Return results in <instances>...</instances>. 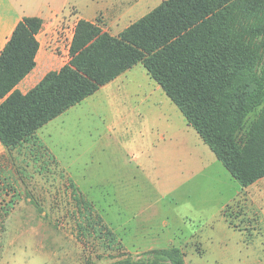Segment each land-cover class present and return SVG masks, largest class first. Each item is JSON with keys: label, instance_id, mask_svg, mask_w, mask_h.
I'll use <instances>...</instances> for the list:
<instances>
[{"label": "trees", "instance_id": "obj_1", "mask_svg": "<svg viewBox=\"0 0 264 264\" xmlns=\"http://www.w3.org/2000/svg\"><path fill=\"white\" fill-rule=\"evenodd\" d=\"M41 27L39 18H23L0 54V143L9 158L41 150L56 174L63 173L37 131L141 65L241 188L264 177V68L258 61L264 0H165L117 36L81 20L68 63L21 94L15 88L35 68ZM16 170L23 175V168ZM77 206V215L94 211L89 203ZM83 219L90 226L92 217ZM111 264L187 263L180 249L169 247L146 262L127 257Z\"/></svg>", "mask_w": 264, "mask_h": 264}, {"label": "rangeland", "instance_id": "obj_2", "mask_svg": "<svg viewBox=\"0 0 264 264\" xmlns=\"http://www.w3.org/2000/svg\"><path fill=\"white\" fill-rule=\"evenodd\" d=\"M163 1L165 0H152L148 9ZM261 8L262 6L256 7L255 11L261 12ZM258 57L259 68H264L262 49ZM138 68L143 71L141 65ZM137 75L132 87L148 89L141 75ZM152 84L157 87L155 83ZM91 104L93 129L85 130L84 126H81V123H84V111L74 114L72 122L78 124V128L72 132V154H67L65 158L76 161L75 164L70 163L74 173H81L86 169L96 173L91 195L97 200L95 203L99 210L96 207L93 208V213L87 209L81 210L78 224L75 222V226L73 217H76L78 212L73 210L75 206H70L67 198L66 202L62 201L60 205L52 202L55 198L53 186L63 184L52 178V173H57L53 163L40 155L41 150L37 156L30 152L34 158L25 150L19 152L20 155L17 151L13 152L8 160H0V264H111L127 257L132 261L146 262L153 258L154 251L169 247L182 249L187 264H264L262 235L257 236V233L250 231L234 232L227 227L224 229L217 220L216 233L212 230L213 218L216 217L220 200L223 199V194L219 191L230 194L232 183L237 187L239 185L226 179L227 172L199 136L194 135L201 157L197 165L189 162L179 166L175 159L183 152L173 155L171 148L164 146L167 148L165 165L171 169L165 168L164 164L153 163L152 158L148 159V162L145 161L146 174L139 179L133 178L139 171L132 162V155H121L122 147L124 146L125 155L132 152L138 155L141 153L139 150L149 148L156 152L158 148L155 149L151 131H156L158 126L174 136L173 142L182 141L176 116L181 118L180 122H183L184 117L175 105L171 104V112L168 107L163 108L165 113L175 115L172 120L168 118L167 121L161 122L159 118L163 115L162 112L150 109L146 117L147 122L142 126L145 137L139 136L138 132L134 134L132 130L129 140L132 142H125V147L121 134L113 132L108 140H102L106 134L104 127L99 125L102 107L92 101ZM81 106L85 108L88 104L82 103ZM89 126L91 123L87 124V128ZM47 130L49 133H44L45 140L40 136L38 138L44 148L48 145L52 149V125ZM189 139L193 140L192 137ZM101 141L107 142L108 148L97 154L96 149ZM190 141L188 140V147L191 149L193 144ZM176 147L178 151L181 149V145L177 144ZM85 151L93 153L92 161L89 160L91 162H85ZM48 152L52 157L50 150ZM152 156L153 153L150 157ZM173 157L175 159L171 160ZM19 167L23 168V175L26 176L17 174L16 168ZM126 181L132 182L129 184H137L142 192L122 195L123 204L118 194L120 184ZM76 208L81 209V206L76 205ZM225 213L230 214V209L227 208ZM26 216L38 223L37 227L30 228L31 236H22L21 239L19 230L27 228H22L19 224ZM85 216H88V219L92 217L90 226H84ZM97 217L101 218V224L97 222ZM226 219L230 225L231 219ZM232 224L235 229L245 228V225L237 226L236 221ZM100 225H104L113 233L115 242H108L110 238ZM148 232L158 236L153 235L151 241V237H147ZM194 235L199 236L200 242L206 247H212L213 251L199 256L200 246L192 239Z\"/></svg>", "mask_w": 264, "mask_h": 264}, {"label": "crops", "instance_id": "obj_3", "mask_svg": "<svg viewBox=\"0 0 264 264\" xmlns=\"http://www.w3.org/2000/svg\"><path fill=\"white\" fill-rule=\"evenodd\" d=\"M151 1L152 0H0V54L17 24L23 18H39L42 21V27L36 35L38 51L35 56V68L15 89L21 94H26L48 73L59 71L68 63L70 45L76 25L79 21L83 20L89 22L99 27L103 32L109 33L111 36H117L124 29L157 7L153 5L152 9H148L149 2ZM138 67L139 65H136L121 74L112 82L101 87L95 94L88 97L80 104L70 108L67 112L50 121L37 131V136L45 140L44 133H49L47 128L52 125L53 147L50 149L47 145L46 149L47 151L50 150L52 158L60 169L63 170V173L52 174V178L57 179V183L60 184L63 182V184H60L61 186H53L52 188L55 195L52 202L55 205H60L62 201L66 202L67 198V203H69L70 206L74 205L75 209H72L75 211H77L76 205L79 202L89 203L92 208L97 206L95 203L97 200L91 195V191L95 185L93 179L96 173L87 169L81 173H74L71 168L72 164H75L76 161L71 159L67 160L65 158L67 154H72V132L73 130L77 131L78 128V124L72 122L74 114L85 112L84 123H81V126H84L83 129L90 130L94 124L93 118L91 117L93 115V105L91 101L93 104H100L102 107L99 125L104 127L106 133L103 135L102 140H108L107 138L113 134V132L121 134V140H123L124 145L125 142L129 141L132 137L131 132L133 131L135 132L134 134L138 132L139 136L145 137L142 126L147 122L146 117L150 109L156 112L158 110L162 112L163 115L159 118L160 122L164 120L167 121L168 118L172 120L175 114L165 113L163 111L164 107H168L169 112L173 111L171 106L172 103L164 96L162 90H159L160 87L158 88L156 83L157 87L152 84L154 82L149 78L144 68L141 66L145 74L142 70H139L140 68ZM137 74L141 75L148 89H135V87H132V83L136 80V76H138ZM1 103L2 100H0V104ZM82 103H86L88 106L81 108ZM176 118L180 124L179 131L182 135V141L178 143L173 142L174 136L171 135L169 131L158 126L156 131H154V129L151 131L154 136L153 144L155 149L158 148L156 152H153L154 150L149 148L143 151L139 150L141 153L138 155L132 151L131 154L125 155L124 146L122 147L121 155L124 157L132 155V162L139 171V173L133 176L134 179H139L143 174H146L145 161L148 162V159L150 160L153 158V163L164 164L165 168L171 169V167L165 165L167 160H164L166 158L167 148H171L173 155L178 152H183L178 158H171V160H177L178 162L175 163H179V166L186 165L189 162L197 165V161L201 158L199 148L197 147V140L194 136L197 134L187 125L185 119L183 122H180L181 118H179V116H176ZM88 123H91L89 128H87ZM188 135L189 138H193L192 141H190L189 138L187 139ZM188 140L193 144V148L191 149L188 147ZM133 143L137 144L134 141ZM177 144L181 145L179 151L176 147ZM107 146V142L101 141L99 147L96 149L98 152L97 154L103 152ZM164 146H167V148ZM162 147L163 149L161 150ZM125 149L128 151L127 148ZM189 149L191 153L188 152ZM152 153L153 156L150 157ZM92 155V152L89 153L85 151L84 160L86 163L92 161ZM145 156H147V158H145ZM3 159L8 160L9 154L6 148L0 143V160L2 161ZM216 161L220 163L217 159ZM68 163L72 164L66 165ZM202 167L203 166H201V168ZM226 176L228 181H235L228 172ZM70 182H72L76 188L70 186ZM129 183L132 182H123L119 187L118 198L123 204L122 195L130 194V192H142L137 184ZM235 183L237 182L235 181ZM230 187L233 188L230 194L225 193L223 190L219 191L223 194V199L220 200L218 213L216 217L213 218L214 222L211 225L212 230L216 233L217 220L219 225H223L222 227H224V229L227 227L234 232L250 231L257 233V236L262 235L264 237V177L247 188L237 187L236 184L233 183ZM46 190L47 189L44 191ZM45 193L48 194L47 191ZM21 203L22 202H20V208L22 207ZM227 208L230 209V214L228 215L226 213L224 214ZM79 216L80 215H76V217H73L75 219L74 223L79 220ZM227 217L231 219L230 225L227 224ZM235 221L238 223L237 226L241 224L243 226L245 225V228L237 227L238 229H235L232 224ZM37 223L33 222V220L27 216L26 218L24 217L19 225L27 229H20L19 237L21 238L23 236L26 238L31 236L30 228L37 227ZM76 225L75 223V226ZM153 235L158 236V234H151L148 232L147 237H151L152 241ZM198 237L199 236L194 235L192 239L200 246L199 256H205L208 251H213L212 247L204 246V243H201ZM195 238H197V240H195ZM209 239L212 242L211 238ZM182 253L184 254L183 251Z\"/></svg>", "mask_w": 264, "mask_h": 264}]
</instances>
